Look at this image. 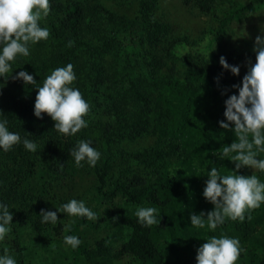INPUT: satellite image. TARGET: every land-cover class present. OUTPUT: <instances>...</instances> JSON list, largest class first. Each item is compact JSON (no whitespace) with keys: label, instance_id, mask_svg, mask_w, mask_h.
Wrapping results in <instances>:
<instances>
[{"label":"trees","instance_id":"16d2710c","mask_svg":"<svg viewBox=\"0 0 264 264\" xmlns=\"http://www.w3.org/2000/svg\"><path fill=\"white\" fill-rule=\"evenodd\" d=\"M183 4L209 16L217 41L264 0ZM158 7L159 0H50V12L40 21L48 39L30 45V55L18 56L0 77V114L9 130L41 148L33 153L21 143L0 150V202L13 215L0 255L7 248L17 264H196L204 240L223 234L240 241L236 264H264V203L243 221L226 219L214 232L189 220L191 213L214 207L202 196L212 166L221 174L235 170L264 181L258 170H236L228 160L232 154L223 160L216 155L235 140L219 122L225 120L224 101L237 92L232 85L245 74L223 69L221 56L235 65L223 52L210 61L179 54L190 43L159 16ZM68 63L77 77L72 86L90 111L88 126L66 137L47 114L33 115L35 85L14 77L26 70L42 84ZM79 140L100 151L95 167L74 165L70 152ZM73 198L83 199L97 218L57 213L56 225L41 223V209L55 211ZM141 205L159 208L160 223L139 224L133 213ZM69 234L81 240L76 249L64 243Z\"/></svg>","mask_w":264,"mask_h":264},{"label":"clouds","instance_id":"9594fccd","mask_svg":"<svg viewBox=\"0 0 264 264\" xmlns=\"http://www.w3.org/2000/svg\"><path fill=\"white\" fill-rule=\"evenodd\" d=\"M49 12L50 0H0V77L5 78V74L12 69L11 62L18 56L30 55V45L48 39L49 29L42 27L40 21ZM72 43L68 41V46L71 47ZM253 51L255 62L247 68L241 82L232 85L237 92L224 101L225 120L219 122L220 128L230 130L235 140L216 155L223 160L232 154L228 160L235 162L236 170L247 167L264 173V159L258 158L260 153H264V30L255 38ZM209 53H206L207 60ZM219 64L231 74H239V65H230L223 56L219 58ZM73 69L71 63L57 67L45 77L42 84H38L26 70L17 72L14 77L22 80L25 85H35L37 93L33 115L42 119V114H47L54 122L53 128L66 137L73 136L88 126L84 117L90 111V105L79 88L72 86L77 78ZM8 125V119L0 114V150L7 152L21 143L33 153L41 149L35 141L22 138L19 132L10 131ZM70 155L77 168L84 167L85 164L95 167L101 157L100 151L89 140L77 141ZM205 176L207 179L202 196L214 207L207 213L202 211L190 214V224L194 228L207 227L214 232L226 219L243 221L246 212L259 208L264 203V181L255 174L239 175L235 170H231L229 174H221L212 166ZM9 210L8 204L0 202V242L12 231L13 215ZM57 213L90 221L97 218V214L83 199L73 198L55 207V211L41 209V223L56 225ZM133 214L142 226L160 223V210L155 206H137ZM248 219H251L250 215ZM71 227L70 222L65 225L64 231L70 232ZM204 241L197 249L196 264H236L242 251L238 238L221 234L212 235ZM64 243L76 249L81 240L78 236L69 234L64 236ZM4 252L5 254L0 255V264H17L14 256L8 254L7 248Z\"/></svg>","mask_w":264,"mask_h":264},{"label":"rangeland","instance_id":"374dc122","mask_svg":"<svg viewBox=\"0 0 264 264\" xmlns=\"http://www.w3.org/2000/svg\"><path fill=\"white\" fill-rule=\"evenodd\" d=\"M158 14L179 35H185V40L190 43L178 48L179 54L190 52L207 59L206 53L210 52V61L214 52L225 53L234 59L235 65H239L240 75L246 74L247 68L255 62L253 48L255 38L264 30V6L241 22L234 23L232 31H227L223 39L217 41L214 39L213 23L209 16L189 10L184 6L183 0H159Z\"/></svg>","mask_w":264,"mask_h":264}]
</instances>
